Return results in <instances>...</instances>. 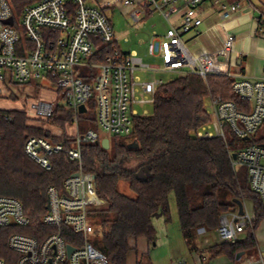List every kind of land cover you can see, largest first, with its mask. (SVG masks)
Returning <instances> with one entry per match:
<instances>
[{
	"label": "built area",
	"instance_id": "2783aa9c",
	"mask_svg": "<svg viewBox=\"0 0 264 264\" xmlns=\"http://www.w3.org/2000/svg\"><path fill=\"white\" fill-rule=\"evenodd\" d=\"M176 1L29 0L22 3L24 0H0V100L7 105L0 107L20 108L29 117L48 122L53 117L56 103L30 96L20 98L13 86L36 81L52 84L55 91L65 98V107L73 112L66 131L74 138L75 144L66 148L63 143L54 142L49 137L30 135L25 151L48 170L53 167L52 155L59 152H66L79 163V169L68 175L61 187L51 185L48 188L49 207L43 221L57 230L42 240L13 232L8 245L18 256L10 257L12 263L0 257V264H111L108 256L90 240L95 230L91 212L105 201L97 192L96 175L83 167L82 144L101 143L109 136L81 124L80 115L89 110L88 103L93 106L101 129L111 135H130L134 117L149 113L146 105L154 103L158 87L165 83L156 72L193 73L205 79L213 74L225 75L233 78V91L251 104L250 109L239 108L233 100L211 96L205 103L211 120L195 130L194 135L227 139L228 128L238 137H248L246 140L256 137L264 123V69L256 78L234 71L238 65L233 54L236 35L231 32L225 33L222 45L216 51H191L183 35L202 24L199 11L204 0H184L186 6L180 26L171 19L177 10ZM122 5L131 8V16L138 22L142 16L144 18L155 11L169 20L166 31L159 34L154 30L148 42L150 54L161 58L160 65L145 62L136 51L125 52L118 45L115 28L106 9ZM222 7L221 17L227 20L240 5L233 3ZM16 14L20 15V25ZM10 17H13L12 24L6 22ZM104 46L107 47L105 58L95 61ZM149 72L153 74L150 77L147 76ZM9 101L17 104L9 105ZM81 105L86 107L84 112L80 111ZM49 131L53 137L60 138L65 129L54 126L49 127ZM262 143L264 141L250 142L235 151L236 158L232 152L231 158L235 168L243 166L247 169L252 189L264 202ZM255 218V211L247 208L243 212H223L216 228L220 240L236 242L253 226ZM30 223L31 218L18 198L0 196V230ZM65 227L81 234V242L68 241L63 235ZM68 245L74 246L71 252ZM239 254L238 264H264V251L261 249L252 254Z\"/></svg>",
	"mask_w": 264,
	"mask_h": 264
},
{
	"label": "trees",
	"instance_id": "16d2710c",
	"mask_svg": "<svg viewBox=\"0 0 264 264\" xmlns=\"http://www.w3.org/2000/svg\"><path fill=\"white\" fill-rule=\"evenodd\" d=\"M25 2L29 0L22 3ZM260 22L264 24V16ZM100 51L95 61L105 58L107 47ZM232 84L233 78L220 74L207 79L193 73L179 74L158 87L152 109L134 117L130 135H114L108 149L100 142L82 144L83 167L96 175L97 192L105 201L91 212L95 230L90 240L111 264H127L130 238L155 239L153 218L162 213L170 220L171 193L175 195L182 233L190 250H199V228L216 230L223 212L235 207L243 196L250 197L256 213L253 226L236 242L221 241L210 250L213 255L226 254L230 259L242 252L258 251L255 232L264 219V202L252 189L247 169L233 166L231 153L250 142H263L264 136L246 140L237 135H227V139L194 135L211 120L205 108L211 96L230 99L239 108L250 109L251 104L233 91ZM81 116V124L89 127L91 117L86 113ZM72 118L71 110L57 104L50 122L65 129ZM0 135V196L18 198L31 218L27 226L0 230V257L12 263L10 257L18 256L8 245L13 232L42 240L57 230L43 221L48 188L61 187L64 179L79 169V163L66 152L52 155L53 167L49 170L32 159L25 151L30 135L49 137L66 148L72 147L75 140L66 130L62 137H53L41 120L29 117L23 109L0 107ZM145 167L149 169L142 178L138 174ZM123 181L133 194L121 189ZM63 235L76 244L83 238L67 227Z\"/></svg>",
	"mask_w": 264,
	"mask_h": 264
},
{
	"label": "crops",
	"instance_id": "0c3cea01",
	"mask_svg": "<svg viewBox=\"0 0 264 264\" xmlns=\"http://www.w3.org/2000/svg\"><path fill=\"white\" fill-rule=\"evenodd\" d=\"M233 3H239L238 11L229 19L223 20L221 17L222 5ZM185 6L184 0L176 1L177 10L172 14L171 19L177 26L183 23L182 17ZM262 6H264V0H204L199 11L202 24L186 32L183 35L184 40L193 52L202 49L216 51L221 47L225 33L231 32L236 35L233 54L237 57L238 65L234 68V71L240 72L246 77H260L264 69V24L260 22V17L264 16ZM161 17L165 19L164 16L161 15ZM166 22L165 29L161 33L157 31L159 34H163L169 27V20H166ZM118 45L120 46L119 43ZM131 51H136L139 54L137 49ZM42 91L45 92V90ZM247 199H250L254 206V201L250 197H243L230 210L236 212H243L246 208L250 210L246 203ZM237 207L238 210H236ZM170 209V220H167L162 213L154 216L153 223L156 228L154 240L151 241L146 236L130 238L132 248L128 254L127 264H238L237 256L235 259H230L226 254L213 255L210 247L220 243L221 240L211 242L208 237H205L203 244L201 238L206 234V229L203 227L198 229L197 234L200 242L199 250H190L182 233L175 197L170 200ZM161 246L167 248L166 261H163L165 258L158 254V248ZM184 246L188 252L184 253V259L178 261L177 258L179 257L174 254V251L177 249L181 251Z\"/></svg>",
	"mask_w": 264,
	"mask_h": 264
},
{
	"label": "rangeland",
	"instance_id": "374dc122",
	"mask_svg": "<svg viewBox=\"0 0 264 264\" xmlns=\"http://www.w3.org/2000/svg\"><path fill=\"white\" fill-rule=\"evenodd\" d=\"M262 8L264 9V6H262ZM106 13L110 17L115 27L116 38L118 39V43L120 44L121 49L123 51L130 52L132 49H137V51L143 57L145 62L154 64V65L161 64L162 62L161 58L159 56L150 54L148 50V42L150 40V37L153 31L157 30L159 33H161L166 27L167 22L164 18L161 17L160 13L155 11V12H152L151 15L144 16V18L142 16L141 22L134 20V18L131 16V8L126 5L107 8ZM16 19H17V23L20 25L21 18L19 14H16ZM155 74L158 77H162L165 80V82L173 80L175 77L179 76V73H175V72H156ZM152 75L153 74L151 72L147 74L148 77ZM147 76L145 75V77ZM50 88L54 90L52 89L50 90ZM13 89L16 93V96L18 95L20 98H25L27 96H30V97H33L34 99L54 100L58 104L65 106V98L63 97L62 94L57 93L55 91L56 89L54 86H52V84L45 85V84H42L40 81H36L30 84H19V85L13 86ZM42 90H45V92H43ZM15 97L13 95L14 100H16ZM8 104L11 105L12 102L9 101ZM13 104L16 105L17 103L13 102ZM0 105L7 106L6 102L2 100H0ZM88 105H89V110L86 112V114L88 117H91V121L90 119L88 120L89 121L88 126L99 130L103 136H109L111 139H113L114 135H111L107 130L101 129L98 126L95 110L90 103H88ZM152 107L153 105L151 103L146 105V108H148L149 111L152 109ZM139 109H142V108H139ZM83 120L84 118L81 116L80 122H83ZM41 122H42L43 127L48 130H49V127H54V126L59 127L51 123L50 120L48 122H44L41 120ZM90 122L93 123V125L95 126H93L92 124L90 125ZM65 130H67V127L65 128ZM227 135L229 137H232L235 134L231 131V129L227 128ZM259 136H264V123L260 126L259 130L256 133V137H259ZM242 167L243 166H238V169L240 170ZM121 189L127 193L133 194V192L130 190L128 186V183L125 181L121 183ZM172 197H175L174 193H171L170 200H172ZM246 203L250 211L253 212L254 206H253V203H251V200L247 199ZM238 209L239 208L237 207L236 210ZM205 233L206 234H204L201 238L202 243L205 237H208L211 240V242L220 240L217 230H205ZM255 233L259 241V248L262 249V251H264V219L261 220ZM197 234H198V230H197L196 235ZM244 236L245 234L244 235L242 234L241 237L243 238ZM196 237H197L196 240H197L198 246H200L198 235ZM158 252H159L158 253L159 256L165 258L166 253H167L166 246L159 247ZM186 252L188 251H187V248L184 246L182 247L181 251L178 249L174 251V254L179 257L177 258L179 261V260L184 259V253L186 254ZM166 260H167V257L163 261H166Z\"/></svg>",
	"mask_w": 264,
	"mask_h": 264
},
{
	"label": "water",
	"instance_id": "95a60500",
	"mask_svg": "<svg viewBox=\"0 0 264 264\" xmlns=\"http://www.w3.org/2000/svg\"><path fill=\"white\" fill-rule=\"evenodd\" d=\"M6 22L9 23V24H12V23H13V17L8 18V19L6 20ZM219 58H220V60H223V56H220ZM85 110H86L85 105H81V107H80V111H81V112H84ZM0 138H1V135H0ZM247 138H248V137H246V139H247ZM101 144H102V146H103L104 148H107V149H108V148L110 147V138H109V137H105V138H103L102 141H101ZM262 144L264 145V143H262ZM236 156H237V154H236V152H234V153H233V157L236 158ZM148 169H149L148 167H145L144 171H141V172L138 174V176L144 178V177H145V171H148ZM48 207H49V205H48ZM73 249H74V246H72V245H68V251H69V252H71ZM240 255H241V254H238V257H240Z\"/></svg>",
	"mask_w": 264,
	"mask_h": 264
}]
</instances>
